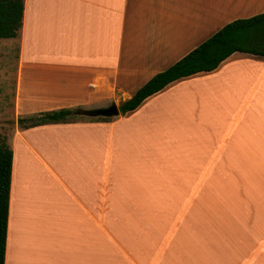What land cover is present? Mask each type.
I'll list each match as a JSON object with an SVG mask.
<instances>
[{
    "label": "crops",
    "instance_id": "crops-1",
    "mask_svg": "<svg viewBox=\"0 0 264 264\" xmlns=\"http://www.w3.org/2000/svg\"><path fill=\"white\" fill-rule=\"evenodd\" d=\"M264 0H23L5 264H264V56L118 105Z\"/></svg>",
    "mask_w": 264,
    "mask_h": 264
},
{
    "label": "trees",
    "instance_id": "trees-1",
    "mask_svg": "<svg viewBox=\"0 0 264 264\" xmlns=\"http://www.w3.org/2000/svg\"><path fill=\"white\" fill-rule=\"evenodd\" d=\"M23 0H0V38H13L21 27ZM264 56V12L234 19L179 58L157 72L128 99L118 105L121 114L135 109L153 93L170 82L201 71L215 69L233 52ZM75 109L60 108L18 117L21 127L68 122L75 118L110 120L111 117L76 115ZM13 152L6 138L0 137V264H5L6 231Z\"/></svg>",
    "mask_w": 264,
    "mask_h": 264
},
{
    "label": "rangeland",
    "instance_id": "rangeland-1",
    "mask_svg": "<svg viewBox=\"0 0 264 264\" xmlns=\"http://www.w3.org/2000/svg\"><path fill=\"white\" fill-rule=\"evenodd\" d=\"M19 52V34L13 38H0V137L2 138H7L14 123L12 102Z\"/></svg>",
    "mask_w": 264,
    "mask_h": 264
},
{
    "label": "water",
    "instance_id": "water-1",
    "mask_svg": "<svg viewBox=\"0 0 264 264\" xmlns=\"http://www.w3.org/2000/svg\"><path fill=\"white\" fill-rule=\"evenodd\" d=\"M74 114L76 115H84L88 117H113L116 116L120 113L118 104L115 102L110 103L107 106L103 107H95V108H88V109H75L73 111Z\"/></svg>",
    "mask_w": 264,
    "mask_h": 264
}]
</instances>
